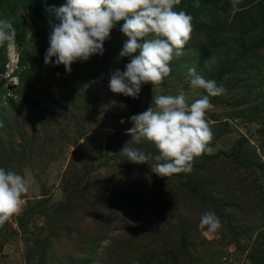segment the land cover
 <instances>
[{
	"label": "rangeland",
	"instance_id": "374dc122",
	"mask_svg": "<svg viewBox=\"0 0 264 264\" xmlns=\"http://www.w3.org/2000/svg\"><path fill=\"white\" fill-rule=\"evenodd\" d=\"M65 3L0 0L16 31L13 48L0 46V168L30 180L22 211L0 226V264H264V0H181L191 39L170 76L137 98L109 88L139 55L120 56L123 21L104 42L109 54L70 73L55 57L45 64L42 20L58 24L52 9ZM191 67L226 90L206 113L211 150L190 173L161 177L152 143L128 145L147 163L120 152L154 96L206 95L191 88ZM207 211L220 218L215 232L199 227Z\"/></svg>",
	"mask_w": 264,
	"mask_h": 264
},
{
	"label": "clouds",
	"instance_id": "9594fccd",
	"mask_svg": "<svg viewBox=\"0 0 264 264\" xmlns=\"http://www.w3.org/2000/svg\"><path fill=\"white\" fill-rule=\"evenodd\" d=\"M239 2L232 0L233 8ZM180 3L181 0H66L61 7L52 9L59 23L52 28L44 62L52 63L55 57V64L64 65L70 73L74 62L102 55L112 29L123 21L120 31L128 39L120 56L139 55L132 56L126 70L117 69L111 74L109 88L113 93L137 98L142 84L160 85L170 76L171 62L184 54L191 39L193 17L174 10ZM15 36L13 22L0 18V46L13 48ZM188 76L191 88L202 89L206 95L190 104L183 87L176 95L154 96L155 107L151 105L131 117L132 141L120 152L133 163H147L149 156L128 145L142 140L152 143L159 153L152 171L161 177L190 173L195 158L211 150L213 132L206 113L211 107L210 98L226 90L215 80L204 78L195 67L188 69ZM29 188L28 178L0 168V226L20 214L22 197ZM221 226L220 218L212 211L200 217L199 227L210 232Z\"/></svg>",
	"mask_w": 264,
	"mask_h": 264
},
{
	"label": "trees",
	"instance_id": "16d2710c",
	"mask_svg": "<svg viewBox=\"0 0 264 264\" xmlns=\"http://www.w3.org/2000/svg\"><path fill=\"white\" fill-rule=\"evenodd\" d=\"M42 23H43V26H45V28H47L50 32L52 31L53 27L51 26V24H49V22H45V20H42ZM103 47H104V45H103ZM104 51H106V54H109V51L106 50L105 48H104ZM19 64L22 65L23 64V60H19Z\"/></svg>",
	"mask_w": 264,
	"mask_h": 264
}]
</instances>
